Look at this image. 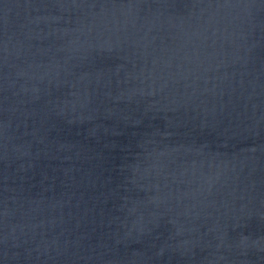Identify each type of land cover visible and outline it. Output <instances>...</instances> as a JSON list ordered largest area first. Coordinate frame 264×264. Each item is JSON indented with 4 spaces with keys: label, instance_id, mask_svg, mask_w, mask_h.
Returning a JSON list of instances; mask_svg holds the SVG:
<instances>
[{
    "label": "water",
    "instance_id": "water-1",
    "mask_svg": "<svg viewBox=\"0 0 264 264\" xmlns=\"http://www.w3.org/2000/svg\"><path fill=\"white\" fill-rule=\"evenodd\" d=\"M0 264H264V0H0Z\"/></svg>",
    "mask_w": 264,
    "mask_h": 264
}]
</instances>
